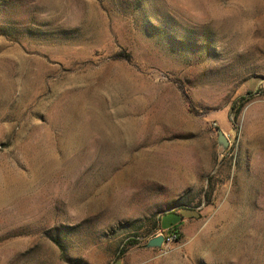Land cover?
<instances>
[{
    "label": "rangeland",
    "instance_id": "rangeland-1",
    "mask_svg": "<svg viewBox=\"0 0 264 264\" xmlns=\"http://www.w3.org/2000/svg\"><path fill=\"white\" fill-rule=\"evenodd\" d=\"M134 236L123 264H264V0H0V264Z\"/></svg>",
    "mask_w": 264,
    "mask_h": 264
},
{
    "label": "trees",
    "instance_id": "trees-1",
    "mask_svg": "<svg viewBox=\"0 0 264 264\" xmlns=\"http://www.w3.org/2000/svg\"><path fill=\"white\" fill-rule=\"evenodd\" d=\"M246 100H247V98H245V97H242V99H240V107H238V108H236V106L234 105L233 107H232V109L233 110H236V114H238L239 112H240V110L242 109V107L246 104ZM182 210H185L186 212H188V215H190L189 217H196L195 215V210H192V209H186V208H184V209H182ZM181 210V211H182ZM198 215V214H197ZM199 216V215H198ZM186 217V215H182L181 216V222L179 223V224H177V225H172L170 228H169V231H170V236H172V237H174L175 239H176V241H179V240H181V238H182V233H181V231H180V225H181V223H182V221H183V219ZM149 224H151L152 226H153V228L155 229V230H158V229H162L163 227L161 226V217H157V216H155V217H153V218H151L149 221H148V225ZM140 243H141V240L140 239H138L137 237H133V238H131V239H129V240H127L124 244H123V246H122V248L120 249V252H119V256H118V259H122V258H124L126 255H127V253L129 252V251H131L133 248H135V247H137V246H139L140 245Z\"/></svg>",
    "mask_w": 264,
    "mask_h": 264
},
{
    "label": "water",
    "instance_id": "water-1",
    "mask_svg": "<svg viewBox=\"0 0 264 264\" xmlns=\"http://www.w3.org/2000/svg\"><path fill=\"white\" fill-rule=\"evenodd\" d=\"M219 139H220V143L221 145L226 148L229 145V141L226 138V136L224 135V133L219 130ZM168 234H170V231H168ZM166 237L163 234H160L152 239L149 240L147 246L148 247H161L162 244L165 242Z\"/></svg>",
    "mask_w": 264,
    "mask_h": 264
},
{
    "label": "crops",
    "instance_id": "crops-1",
    "mask_svg": "<svg viewBox=\"0 0 264 264\" xmlns=\"http://www.w3.org/2000/svg\"><path fill=\"white\" fill-rule=\"evenodd\" d=\"M171 226H172V225H171ZM171 226H170V227H171ZM170 227H166V228H163V229H164V230H169ZM119 261H120V262H119ZM117 262H119V264H123L121 259L117 260L116 263H117ZM116 263H115V264H116Z\"/></svg>",
    "mask_w": 264,
    "mask_h": 264
}]
</instances>
